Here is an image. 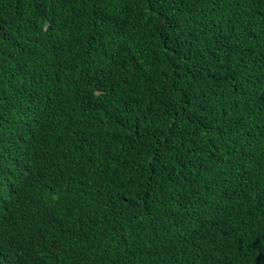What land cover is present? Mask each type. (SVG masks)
<instances>
[{
    "label": "trees",
    "instance_id": "1",
    "mask_svg": "<svg viewBox=\"0 0 264 264\" xmlns=\"http://www.w3.org/2000/svg\"><path fill=\"white\" fill-rule=\"evenodd\" d=\"M0 264H264V0H0Z\"/></svg>",
    "mask_w": 264,
    "mask_h": 264
}]
</instances>
